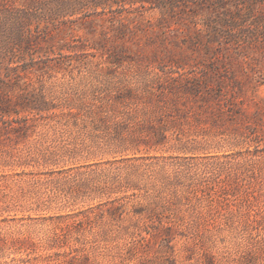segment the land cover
I'll return each mask as SVG.
<instances>
[{
	"label": "rangeland",
	"instance_id": "rangeland-1",
	"mask_svg": "<svg viewBox=\"0 0 264 264\" xmlns=\"http://www.w3.org/2000/svg\"><path fill=\"white\" fill-rule=\"evenodd\" d=\"M34 1L0 0L51 109L0 114V264H264V0Z\"/></svg>",
	"mask_w": 264,
	"mask_h": 264
},
{
	"label": "trees",
	"instance_id": "trees-1",
	"mask_svg": "<svg viewBox=\"0 0 264 264\" xmlns=\"http://www.w3.org/2000/svg\"><path fill=\"white\" fill-rule=\"evenodd\" d=\"M56 0H51L50 5H54ZM178 0H172L177 4ZM52 2V3H51ZM56 13L59 14H70L74 12L73 4L65 0H57ZM29 7L34 9L36 7V1L30 0ZM7 9H0V114L5 116H11L13 114H20V109L28 111L30 113H36L44 117H48L50 108L46 107L44 99L41 96H38V93H19L16 95V98L13 99L10 92L13 93L19 89L22 90L21 81L23 80V73L27 74L28 72L35 70V64L28 61H11L7 59V53L13 50V47L16 45L22 46L24 42V36L26 33L27 20H31L33 14L30 16L16 15L15 20H12L11 13H6ZM5 53V54H3ZM87 106L84 105L80 109L70 108L69 113L65 118H71L74 120H83L86 123L90 122L96 127L99 125L105 126L107 129H113L115 131V139L121 143H125L126 139L124 137L125 132L132 131L131 126L127 121L117 120V117L113 118L108 116L109 112L102 110L101 107L98 109L87 110ZM27 122V121H26ZM28 124V123H27ZM26 127L22 125L19 128ZM108 140V139H107ZM106 140V141H107ZM245 170H249L251 165L249 163L243 165ZM111 180V179H110ZM113 184L123 185L128 184L129 178L120 179L115 177L112 179ZM118 187V186H117ZM123 207V206H122Z\"/></svg>",
	"mask_w": 264,
	"mask_h": 264
}]
</instances>
